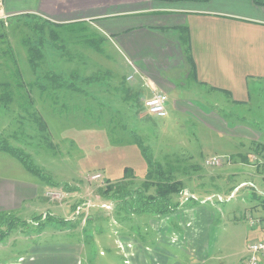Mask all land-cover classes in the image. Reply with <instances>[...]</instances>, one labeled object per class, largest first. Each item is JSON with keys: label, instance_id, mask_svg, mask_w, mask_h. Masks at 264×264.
Here are the masks:
<instances>
[{"label": "rangeland", "instance_id": "374dc122", "mask_svg": "<svg viewBox=\"0 0 264 264\" xmlns=\"http://www.w3.org/2000/svg\"><path fill=\"white\" fill-rule=\"evenodd\" d=\"M30 4L28 0H0V19L32 13L29 12L32 8ZM24 21L26 18L23 17L8 18V27L11 28L4 30L19 32L14 27ZM127 22L123 20L121 23ZM9 37L11 44L18 46ZM71 48L74 52L85 53L88 59L72 55ZM17 50L19 70L25 78L29 77V82L35 81V78L38 85H44L40 79L44 70L52 69L65 78L76 70L77 80L73 82L83 89L80 93L86 92L89 98L96 100L97 105L84 100V96L62 91L57 94L56 101L50 100V95L39 100L35 95L37 85H30L35 87L32 89V107L39 110L46 121V132L36 130L28 119L29 114L32 115L31 107L29 110L18 107L25 100L23 96L15 100V106L6 112L0 106V145L22 149L53 182L67 184L72 189L65 191L62 187L47 186L26 171L17 159L0 151V182L19 187L24 183H33L38 188L37 196L31 202L26 197L28 191L20 190L21 199L17 201V206L6 211L28 224L26 228L13 229L2 240L0 264H39L42 260L31 256L37 247H56L63 241L82 243L84 253L78 255L79 264H120L116 255L125 248L139 247L141 242L144 247L153 246L151 237L157 225L152 222L170 221L178 228L176 230L183 231L187 230V221L192 223L187 233L191 231L192 234L188 237L179 234L162 240V244L169 246L165 250L182 256L179 264H186L183 258L189 252L205 254L208 264H241L249 255L247 246L253 241L264 240V221L250 224L251 220L258 221L264 217L261 207L264 199V159L252 151L256 145H264V94L252 99V102L259 101L256 103L258 108L251 107L253 105L229 107L223 95L207 92L204 87L186 80L185 73L178 67L172 72H178L176 82L179 86L167 90V115L157 118L149 115L141 102L134 104L126 99L119 75L134 76V73L128 60L117 52L113 55L106 51L101 55L89 51V54L69 42L67 52L73 58L68 62L53 48L45 47V59L36 75H32L25 49ZM98 70L104 74L103 83L87 84L85 78ZM170 78L173 76L170 75ZM84 115L90 116L85 118ZM219 124L228 130L225 133L218 131ZM234 127V132H230ZM244 128L254 131L260 139L245 138L242 133ZM134 135L142 139L154 158L158 157L162 163L177 162L182 173L187 172L183 177L182 174L177 175L184 183L183 194L175 199L180 206L172 213L158 217L149 214L127 216L123 212L116 216L112 210L83 209L82 206L80 212L84 210L86 215L83 213L84 216L80 217L72 213L71 207L80 199L85 202L90 200L92 204H95L94 200L99 201L96 189L103 182L91 180L92 175L98 173L105 179L116 181L129 167L138 182L145 178L147 164L133 142ZM235 155H246L250 161L244 163ZM213 158L219 159V165L206 164ZM192 165L199 168L195 170ZM46 192L53 193L49 196L52 199L45 195ZM57 194L61 195V200L56 198ZM89 213L97 214L92 218L95 221L88 219ZM45 214L63 219L67 217L65 220L69 221L79 216L81 224L76 229L47 224L41 231L29 225L33 215ZM146 225L149 228L146 229ZM259 261L264 264L262 256H259Z\"/></svg>", "mask_w": 264, "mask_h": 264}, {"label": "crops", "instance_id": "0c3cea01", "mask_svg": "<svg viewBox=\"0 0 264 264\" xmlns=\"http://www.w3.org/2000/svg\"><path fill=\"white\" fill-rule=\"evenodd\" d=\"M29 1L32 7L29 12L42 18L57 22L85 21L101 33L110 50L104 45L106 51L113 55L117 52L128 60L134 76L129 75L126 81L142 92V104L151 96L147 81L166 94L168 103L167 90L179 86L176 82L178 72H172V69L181 68L188 80V64L179 31V27L186 26L198 80L191 82L204 87L207 92L223 95L229 107L259 106L256 105L259 101L252 102V99L264 94V5L255 0ZM123 20L129 22L121 23ZM172 104L176 106L175 102ZM219 126L220 132L228 130L222 124ZM234 129L229 131L234 132ZM242 133L247 139H260L248 128ZM20 186L0 182V211H10L17 206L20 190L28 191L26 197L30 202L37 196L35 184ZM152 223L157 225L151 237L153 246L144 247L141 242L139 247L125 248L116 255L120 264H179L182 256L165 250L169 246L162 244V240L179 234L188 237L192 234L191 231L187 234L192 223L186 222L185 231L176 230L178 228L170 221ZM83 253L82 243L63 241L56 247H37L31 256L41 259L39 264H79L78 255ZM204 255L189 252L183 262L208 264L205 260L208 257Z\"/></svg>", "mask_w": 264, "mask_h": 264}, {"label": "trees", "instance_id": "16d2710c", "mask_svg": "<svg viewBox=\"0 0 264 264\" xmlns=\"http://www.w3.org/2000/svg\"><path fill=\"white\" fill-rule=\"evenodd\" d=\"M255 2L257 4L264 5V2L257 0H255ZM11 17L26 18V21L14 27L18 29L19 32L10 31L11 29L9 31L4 30V28L9 26L8 18ZM85 23V21H50L33 13L18 16H7L0 19V28H2V31H0V106L4 108V112L8 111L11 106H15V100L19 99V97L21 99L23 96L25 100L22 103H19L18 107L23 110H29V107H31L32 115L29 114L28 119H31V122L36 130L39 132H46V121L43 119L39 110H37L34 106L32 107V99L34 95L32 89L35 87H31L30 85L34 84L37 85L35 88V95H38L37 99L39 100L44 99L43 96L50 95L49 99L56 101L55 99L57 98V94L62 91L70 94L74 93L80 95V97L84 96V100H88V102L92 101L93 104L97 105L95 99L89 98L86 95V92L80 93L83 89L76 87L73 82L74 80H77L76 70H72L66 78L61 74L54 73L52 69L44 70L41 74L42 76L39 75L41 76L40 79L44 82V85H38V79L33 77V80L35 81L29 82V77L25 78L22 75L23 73L19 70V66L17 64L19 58L17 49H25V56L32 75H36L45 59V55L43 53V49L45 47L53 48L56 53L60 54L61 57H65L68 62H70L73 58L72 55L86 57L85 53H79L77 50L74 52L73 48H71L72 55H70V53L67 52L69 42L83 48V50L89 54V51H93L102 55L105 52V37L101 33L95 31L88 23ZM179 31L180 43L183 47L188 64L186 77L189 81L197 82L196 67L190 54V38L188 29L186 26H183L179 27ZM9 36L16 41L18 46H13L11 44V38ZM68 36H72V38H68ZM68 50L70 51V49ZM88 57L86 58L88 59ZM76 58L78 60H82L78 57ZM107 72L106 74L109 75ZM94 73L95 74L85 78L86 83L102 84L103 79L105 78H103L104 74H100L99 70ZM127 76L119 75L120 79L122 78L121 86L126 93V99L133 101L134 104L140 103V96H142V92H140L139 89L137 91L136 85L132 86L127 83ZM84 116L87 118V116L90 115ZM133 142L140 149L144 161L147 164L145 178L138 182L133 169L126 167L124 169L123 176L119 180L110 181L106 178L102 181L103 185L98 186L96 189L99 201L94 200L95 207L90 208L103 209L100 207L101 204L111 205L110 210H112L116 216H118L120 212L125 213L127 216L149 214L155 217L165 216L172 213L180 206V202L175 199L179 198L183 194L184 183L182 182L181 177L185 176L187 172L182 173V170H180L177 162L175 164L168 161H164L162 163L158 157L154 158L151 155L149 148L137 135L133 136ZM0 151L17 159L21 162L26 171L37 177L39 181L45 183L47 186L57 188L62 187L65 191L72 190L67 184L58 185L53 182L44 170L33 164L30 155L22 149L2 144L0 145ZM252 151L257 156L264 159V145L258 144ZM235 156H238L244 163L248 164L250 161L246 155ZM258 165H260V163H258L257 166ZM191 167L195 168V170L199 168L196 167V165H192ZM177 175H180L181 177L178 178ZM233 189L234 187L231 190ZM82 201L85 203V200L80 199L77 201L78 205L76 203L71 207L72 213L75 212L76 208L80 206L79 203ZM83 203L81 205H83ZM261 207L264 209V199ZM83 213L86 215V212L82 210L79 213L80 217L84 216ZM96 215L97 214L89 213L88 219H92L93 216ZM81 219L82 218L79 219L78 216L76 220L69 221L59 216L49 214L33 215L29 220V225L34 226V228L38 231H41L47 224L58 225L63 229H76L80 226ZM92 221L95 220L92 219ZM27 224V221L19 220L9 213L0 212V243L13 229L26 228Z\"/></svg>", "mask_w": 264, "mask_h": 264}, {"label": "built area", "instance_id": "2783aa9c", "mask_svg": "<svg viewBox=\"0 0 264 264\" xmlns=\"http://www.w3.org/2000/svg\"><path fill=\"white\" fill-rule=\"evenodd\" d=\"M130 79V78H128ZM146 87L151 91V96L147 99L144 100L143 102V106L146 109V112L153 116V117H157V118H163L167 115V110H166V103H167V96L164 92H161L157 89V87L147 81L146 82ZM219 159L218 158H213L211 160L206 161V164L209 166H217L219 165ZM91 180H101L104 181L105 178L103 175L101 174H95L92 175L90 177ZM104 179V180H103ZM45 195L47 197L52 196L53 193L52 192H46ZM59 195V196H57ZM56 198L59 199V197H61L60 194H57ZM45 196V197H46ZM264 196V195H263ZM51 198V197H49ZM220 198V197H219ZM52 199V198H51ZM221 199V198H220ZM61 200V199H59ZM81 206L83 209H87L90 207H95V204H92L89 201L83 203V205H80L76 208L75 212L76 215H79L80 210H81ZM101 208L105 209V210H110L111 209V205H106V204H101L100 205ZM264 221V217L260 218L258 221H252L250 222L251 225H255L258 224L259 222ZM264 232V229L262 230ZM247 251L249 253L248 257L245 258L241 264H260L259 261V256H262L264 258V240H256L251 242L248 246H247Z\"/></svg>", "mask_w": 264, "mask_h": 264}]
</instances>
